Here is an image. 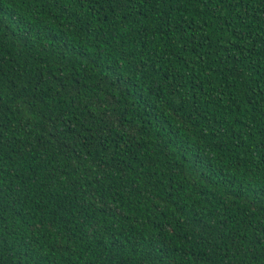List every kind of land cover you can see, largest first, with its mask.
I'll return each instance as SVG.
<instances>
[{
	"label": "trees",
	"instance_id": "trees-1",
	"mask_svg": "<svg viewBox=\"0 0 264 264\" xmlns=\"http://www.w3.org/2000/svg\"><path fill=\"white\" fill-rule=\"evenodd\" d=\"M0 264H264V0H0Z\"/></svg>",
	"mask_w": 264,
	"mask_h": 264
}]
</instances>
